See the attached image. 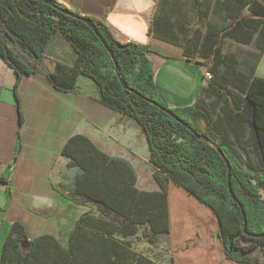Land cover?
<instances>
[{"label":"trees","instance_id":"16d2710c","mask_svg":"<svg viewBox=\"0 0 264 264\" xmlns=\"http://www.w3.org/2000/svg\"><path fill=\"white\" fill-rule=\"evenodd\" d=\"M52 1L69 9L59 0ZM83 16L95 23L113 52L120 76L133 91L123 88L113 58L89 26L40 0H0V55L16 68L28 72L30 66L38 64L52 35L61 32L76 59L72 64L57 61L55 71L47 77L56 89L72 91L78 76H87L97 86L101 104L132 118L146 135L149 161L155 167L153 177L159 189L137 188V176L128 161L110 157L85 136L75 135L63 150L79 168L76 190L113 217L86 211L74 224L66 248L54 238L40 236L31 241L26 253L20 248V242L26 239L23 227L14 224L5 242L2 264L10 260L21 264L33 262L51 244L60 252L55 255L53 264H152L123 237L135 234L143 224L152 234H167L169 178L212 210L219 223L218 236L227 258L240 264H264L246 256L256 247H264V236L253 238L243 234L241 208L229 194L227 166L219 152L209 141L196 137L148 101L169 107L156 89L146 49L134 41L117 39L103 20ZM9 41L17 44L24 54L9 46ZM207 43L208 38L203 43V52L214 59L208 66L212 74L208 89L223 100L221 113H215L202 98L192 105L169 108L193 130L221 148L230 164L231 188L245 214L246 230L264 233V198L260 193L264 190V78L255 76L245 84L224 63V69L217 72L219 39L212 41L210 47H206ZM29 59H32L31 65ZM228 85L243 94L229 93L231 106L226 98ZM246 127L250 129L246 143H254L259 149L262 169L249 156L241 160L240 150L246 147L242 143Z\"/></svg>","mask_w":264,"mask_h":264},{"label":"crops","instance_id":"0c3cea01","mask_svg":"<svg viewBox=\"0 0 264 264\" xmlns=\"http://www.w3.org/2000/svg\"><path fill=\"white\" fill-rule=\"evenodd\" d=\"M59 1L81 15L103 20L120 41L142 45L152 63L156 89L171 108L202 98L221 113L223 100L210 92V79L204 74L214 62L203 52L207 38L206 47L217 38L220 42L217 72L224 63L245 84L255 76L264 78V0ZM56 34L28 72L0 55V264L14 224L23 227L28 240L20 243L23 253L40 236L54 238L66 248L74 224L86 212L85 203L97 205L76 190L79 168L63 150L71 137L83 135L106 155L128 161L137 183L138 166L150 158L141 128L132 118L101 104L91 78L79 75L72 91L53 86L47 74L55 71L56 62L72 64L76 59L71 46L66 58L48 48L54 38L60 39ZM8 44L20 51L17 44ZM81 80L90 90L78 85ZM226 90V98L229 93L243 96L233 86ZM249 135L246 127L242 140L246 147L240 153L252 161V155L261 159L257 146L246 143ZM167 195L173 255L177 256V247L180 254H214L219 223L212 210L175 183L168 184ZM256 250L264 247L246 256L263 262L264 257L253 255ZM223 264L240 263L226 256Z\"/></svg>","mask_w":264,"mask_h":264},{"label":"rangeland","instance_id":"374dc122","mask_svg":"<svg viewBox=\"0 0 264 264\" xmlns=\"http://www.w3.org/2000/svg\"><path fill=\"white\" fill-rule=\"evenodd\" d=\"M55 37H59L60 39H53V41L49 44L48 48L52 49L53 52H55L58 56L61 57H69L70 56V50L68 46H70L69 42L66 40V38L63 36V34L59 31L56 32ZM55 43V44H54ZM72 49V47H71ZM73 51V49L71 50ZM85 76H81V79H83ZM85 79H90L88 77H85ZM90 81V80H89ZM78 85L83 90H90V87L85 82L79 81ZM251 151V150H250ZM254 164L262 169V163L261 159L258 158L256 155H252ZM245 157L244 154H241V160L244 161ZM155 171V167L152 163L149 161H144V163L140 164L138 166V172L140 175H138V183L136 182L137 188L143 187L144 189H153L157 187V182L155 181L153 177V172ZM142 183H144L142 186ZM175 183L172 178L168 179V184ZM260 193L262 197L264 198V190H260ZM85 211H91L92 213L100 216H104L107 218H112L113 215L106 211L105 209H101L99 206L93 204V203H85V206L83 207ZM178 224L181 226V222L177 223V229ZM121 236V235H119ZM218 236V235H217ZM123 237V236H121ZM123 238H126L130 240L132 247L137 250L142 255L147 256L151 261L152 264H223L224 260L226 259L225 249L224 246L219 238L218 246L215 249L214 254L211 253H205L203 255H188V254H180L179 248L177 247V256L173 255L172 249H171V243L168 234L162 233V234H152L149 230V227L146 224L140 225L137 232L132 235H127ZM23 241L28 240H22ZM180 239L178 238L177 242H179ZM30 247V246H29ZM60 253L57 247L51 244L48 248H45L44 251L39 254L40 256L36 259L34 258L33 264H53L55 260V255ZM42 255V256H41ZM253 255L257 258H263L264 257V251L256 250ZM13 263H20L18 261H15ZM21 264V263H20ZM26 264V263H24Z\"/></svg>","mask_w":264,"mask_h":264},{"label":"water","instance_id":"95a60500","mask_svg":"<svg viewBox=\"0 0 264 264\" xmlns=\"http://www.w3.org/2000/svg\"><path fill=\"white\" fill-rule=\"evenodd\" d=\"M43 3L57 9L58 11L72 16L76 19H79L81 21H83L87 26L90 27V29L93 30V32L97 35V37L99 38V40L101 41V43L103 44V46L107 49V51L109 52V54L111 55V57L113 58V62H114V69L115 72L117 74V76L119 77V81L121 83V85L123 86V88L128 89L130 91H133L132 88H130L127 83L123 80V78L120 76L119 71H118V64L116 59L113 56V52L111 51V49L107 46L105 40L103 39L102 35L98 32V30L96 29V25L95 23L88 17H85L75 11H71L69 9H65L62 8L60 6H58L57 4H55L52 0H40ZM149 102L153 103L154 105H156L157 107H159L161 110H163L164 112H166L168 115H170L172 118H174L176 121H178L179 123H181L182 125H184L187 129H189L196 137L198 138H202L205 139L207 141H209L215 148L216 150L219 152V154L221 155V157L223 158L226 166H227V187H228V191L229 194L231 196V198L239 205V207L241 208V212L243 215V228H242V232L244 235L248 236V237H253V238H257V237H261L264 236V233H250L246 230V217L245 214L243 212L242 206L239 202V200L237 199V197L235 196V194L233 193V190L231 188V183H230V164L229 161L227 159V157L225 156V154L223 153V151L221 150V148L211 139H209L207 136L203 135V134H199L197 133L195 130L192 129V127L187 124L185 121H183L181 118H179L173 111H171V109L169 107H165L153 100L148 99ZM21 244H28V241H23Z\"/></svg>","mask_w":264,"mask_h":264},{"label":"built area","instance_id":"2783aa9c","mask_svg":"<svg viewBox=\"0 0 264 264\" xmlns=\"http://www.w3.org/2000/svg\"><path fill=\"white\" fill-rule=\"evenodd\" d=\"M204 74L208 79L212 77V74L208 70H206Z\"/></svg>","mask_w":264,"mask_h":264}]
</instances>
